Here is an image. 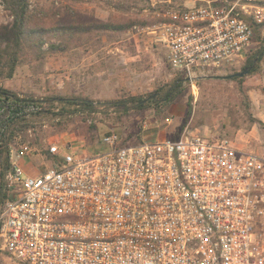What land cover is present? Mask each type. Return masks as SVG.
I'll return each instance as SVG.
<instances>
[{
    "label": "built area",
    "instance_id": "obj_1",
    "mask_svg": "<svg viewBox=\"0 0 264 264\" xmlns=\"http://www.w3.org/2000/svg\"><path fill=\"white\" fill-rule=\"evenodd\" d=\"M150 3L165 6L162 22L135 30L192 87L244 62L264 25V0ZM26 99L5 118L0 106L9 164L0 174V255L18 264H264V155L190 124L176 139L123 145L112 132L92 146L47 139L43 151L4 134L17 118L43 114L44 99ZM22 160L38 174L27 175Z\"/></svg>",
    "mask_w": 264,
    "mask_h": 264
},
{
    "label": "rangeland",
    "instance_id": "obj_2",
    "mask_svg": "<svg viewBox=\"0 0 264 264\" xmlns=\"http://www.w3.org/2000/svg\"><path fill=\"white\" fill-rule=\"evenodd\" d=\"M118 1L125 2L123 10L114 8ZM150 1L30 0L32 18H40V9L46 6L48 9L60 8V12L68 8V15L79 21L129 20L136 24L120 36H96L84 46L63 54L48 53V46L44 44L41 50L45 55L40 60L35 58V53L27 51L25 55L29 61L23 62L11 79L1 80L0 86L32 99L82 96L102 103L132 96L146 99L162 86L171 83L177 75L169 68L164 51L154 49L150 36L135 30L162 22L158 14H161L165 6L159 4L152 8ZM46 7L44 11L48 12ZM10 21L8 12L0 7V24ZM50 21L51 18L43 20L46 24H50ZM261 36H264V29L261 30ZM261 43L255 37L248 54L259 50ZM244 63L231 68L215 69L206 77L198 78L195 87L184 81V91L164 114L155 112L154 107L144 110H106L102 105L96 113L70 116L66 124L59 128L49 119L35 121L34 127L21 134L43 151L47 139H61L63 143L81 141L86 146H92L112 132L118 135L123 145L176 139L187 124L198 128L205 136L220 134L232 138L236 129L251 126L249 118L252 113L249 102L247 106V92L264 72L263 57L259 71L250 75L248 72L242 77L241 84L228 78L241 72ZM187 114L188 120L182 127ZM259 131L264 140V130L259 128ZM36 140L38 143H35ZM262 145L264 141L260 145L253 144V149ZM20 165L27 171L38 169L34 160H22ZM0 264L18 263L2 254Z\"/></svg>",
    "mask_w": 264,
    "mask_h": 264
},
{
    "label": "trees",
    "instance_id": "obj_3",
    "mask_svg": "<svg viewBox=\"0 0 264 264\" xmlns=\"http://www.w3.org/2000/svg\"><path fill=\"white\" fill-rule=\"evenodd\" d=\"M124 1H118L114 8L118 10L124 9ZM3 9L8 12L11 21L7 24H0V81L11 79L16 69L26 60L27 51L35 53V58L40 60L45 53L41 50L44 44H47L48 53H66L70 49L82 47L89 43L96 36L106 35L109 38L120 36L128 29L136 24L135 21L123 20H107V21H91L84 22L70 17L68 8L64 12L59 9L47 8L43 6L40 9L41 17L36 18L30 15V0H0ZM45 7L47 11H44ZM60 15V16H59ZM58 16V18H56ZM44 18H51L50 24L43 22ZM264 25H259L254 28V38L256 37L262 43L259 50L252 54H247L243 69L252 67L249 75L259 71L262 59L264 57V36H261V30ZM176 78L171 83L162 86L158 92L149 95L146 99L132 96L125 99H114L104 103L91 100L82 96H48L44 99L47 103L43 114L31 115L29 117L17 118L12 125H6L10 136L23 133L34 127L35 121L42 119H49L54 126L58 128L64 126L70 116L75 114H92L99 110L100 106H105V109L114 108L116 110L135 108L137 110H144L146 108L154 107L153 109L158 114H164L166 110L175 102V100L184 91V78L181 74L176 73ZM231 80L242 83L243 78L235 77L234 74L228 76ZM15 91L4 89L0 86V106L4 108L3 118L11 114V108L15 105L27 102L26 98L32 99ZM54 102L61 104L59 112H52L51 107ZM249 97L247 96V106ZM58 118V121H55ZM187 117L183 120L182 127L186 124ZM5 122L3 121V125ZM249 124H257V126L264 130V124L252 116L249 118ZM181 127V129H182ZM178 135H180L178 133ZM264 141V140H263ZM35 143H38L36 140ZM47 158H50L47 151H45ZM8 157L0 150V167L3 174L8 168Z\"/></svg>",
    "mask_w": 264,
    "mask_h": 264
},
{
    "label": "crops",
    "instance_id": "obj_4",
    "mask_svg": "<svg viewBox=\"0 0 264 264\" xmlns=\"http://www.w3.org/2000/svg\"><path fill=\"white\" fill-rule=\"evenodd\" d=\"M256 80V84L250 86L247 93L251 105L252 117L260 120L264 124V72ZM173 134L171 133V135ZM231 139L234 141L235 146L240 149L255 151L260 155H264V145L257 147L256 150L253 149V144L260 145L263 142V134L259 131L257 124H253L247 129H236L235 135ZM23 170L27 175L35 176L38 174V170L27 171L25 167H23Z\"/></svg>",
    "mask_w": 264,
    "mask_h": 264
},
{
    "label": "water",
    "instance_id": "obj_5",
    "mask_svg": "<svg viewBox=\"0 0 264 264\" xmlns=\"http://www.w3.org/2000/svg\"><path fill=\"white\" fill-rule=\"evenodd\" d=\"M252 67H247V68H244L241 72H238L236 74H234L235 77H238V78H242L243 76H245L249 71H251Z\"/></svg>",
    "mask_w": 264,
    "mask_h": 264
}]
</instances>
